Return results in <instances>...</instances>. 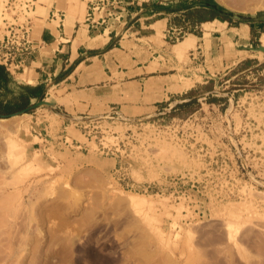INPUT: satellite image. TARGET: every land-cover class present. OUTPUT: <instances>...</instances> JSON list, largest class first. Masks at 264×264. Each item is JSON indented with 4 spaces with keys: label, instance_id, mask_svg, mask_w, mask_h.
Returning <instances> with one entry per match:
<instances>
[{
    "label": "rangeland",
    "instance_id": "obj_1",
    "mask_svg": "<svg viewBox=\"0 0 264 264\" xmlns=\"http://www.w3.org/2000/svg\"><path fill=\"white\" fill-rule=\"evenodd\" d=\"M82 1L124 18L166 79L140 104L87 108L52 89L51 107L0 117L13 126L0 123V264H264V39L210 44L203 0ZM205 1L229 20L264 13Z\"/></svg>",
    "mask_w": 264,
    "mask_h": 264
},
{
    "label": "crops",
    "instance_id": "obj_2",
    "mask_svg": "<svg viewBox=\"0 0 264 264\" xmlns=\"http://www.w3.org/2000/svg\"><path fill=\"white\" fill-rule=\"evenodd\" d=\"M81 3L82 0L34 1L32 54L10 67L0 64V117L26 114L52 89L60 95L75 97L87 108L103 109H111L113 105L121 108L136 99L140 104L145 84L150 80L155 84L148 89L161 90L159 82H164L166 76L156 73L155 69L146 71L158 64L153 61L154 52L138 43L140 38L131 35V26L124 23V18L117 17L119 25L114 27L110 23L111 12L102 14L108 9L100 10L98 4L88 17V6L83 7ZM202 4L204 10L212 13L201 23L202 26L212 25L208 35L210 44L215 41L216 46L241 52L264 39V19L261 18L264 13L256 18L240 16L238 20L231 17L229 20L227 14L214 8L212 3L203 0ZM112 14L123 17L128 11ZM152 26L154 24L143 28ZM2 34L0 29V37ZM129 84H133V91Z\"/></svg>",
    "mask_w": 264,
    "mask_h": 264
},
{
    "label": "built area",
    "instance_id": "obj_3",
    "mask_svg": "<svg viewBox=\"0 0 264 264\" xmlns=\"http://www.w3.org/2000/svg\"><path fill=\"white\" fill-rule=\"evenodd\" d=\"M3 3L0 64L10 67L33 52L32 17L28 15L33 12L34 0H3Z\"/></svg>",
    "mask_w": 264,
    "mask_h": 264
},
{
    "label": "bare ground",
    "instance_id": "obj_4",
    "mask_svg": "<svg viewBox=\"0 0 264 264\" xmlns=\"http://www.w3.org/2000/svg\"><path fill=\"white\" fill-rule=\"evenodd\" d=\"M257 5H259L258 8H259V7H264V0H257V3H256L255 6H257ZM24 115H25V114H23V116H24ZM15 117H17V116H15ZM2 121H3L4 123H2L1 125H3V124L5 125V123H6L5 120L0 119V123H1ZM6 124H7V126H6V125H5V126L3 125V127H7V128H9L10 130H12L13 126H10L11 123L9 122V125H8V123H6ZM0 127H2V126H0ZM9 147H10V146H9ZM118 200H119L120 202L126 204V205L131 206V207L134 208L136 211H138V210L141 211L142 208H143V210H144V207H146L148 210L151 209V203H148L146 200H144V199L141 198V197H137V196H123V197H122V196H120V197L118 198ZM147 206H148V207H147ZM226 206H227V205H226ZM230 206H231V205H230ZM224 207H225V206H224ZM233 207H235V206H233ZM149 208H150V209H149ZM237 208H238V206H237ZM244 208H245V207H244ZM137 209H138V210H137ZM221 209H222V208H221ZM221 209H220V210H221ZM240 209H241V208H240ZM246 209H247V208H246ZM223 210H224V208H223ZM223 210H222V211H223ZM225 210H227V211L230 213V211L232 210V208H231V207L229 208V207L227 206V208H225ZM225 210H224V211H225ZM233 210L235 211V208H234ZM139 211H138V212H139ZM217 211H218V213H220L219 210H217ZM227 211H226V212H227ZM234 211H232V212H234ZM226 212H225V213H226ZM228 212H227V213H228ZM232 212H231V213H232ZM238 212H240V211H238ZM238 212H237V213H238ZM222 213H224V212H222ZM220 214H221V213H220ZM235 214H236V213H235ZM240 214H241V212H240ZM240 214H238V215H240ZM224 215H225V214H224ZM224 215H223V216H224ZM236 215H237V214H236ZM238 215H237V216H238ZM231 216H232V218H233L235 221L238 220L237 218H238L239 216H238V217L236 216V218L233 217V216H234L233 214H232ZM226 217L228 218V217H229V214H228V216H226ZM232 218L230 217V221L227 222V226H228V224H229V227H232L233 225H231V224H233V223L235 224L233 227H235V226H237L239 223L242 222V221L239 222V221L241 220V218L239 217L240 220L237 221V222H239V223L236 225L237 222L235 223V221H234ZM231 220H233L234 222L231 223ZM229 222H230V223H229ZM230 225H231V226H230Z\"/></svg>",
    "mask_w": 264,
    "mask_h": 264
},
{
    "label": "water",
    "instance_id": "obj_5",
    "mask_svg": "<svg viewBox=\"0 0 264 264\" xmlns=\"http://www.w3.org/2000/svg\"><path fill=\"white\" fill-rule=\"evenodd\" d=\"M231 17L233 19H237V20L241 18V17H239L237 15H232ZM39 104H42V105H45V106H48V107H51V105H52V104L44 102L43 100L38 101L36 105H39ZM14 116H16V115H12L11 117H14ZM11 117H1V118L7 119V118H11Z\"/></svg>",
    "mask_w": 264,
    "mask_h": 264
}]
</instances>
